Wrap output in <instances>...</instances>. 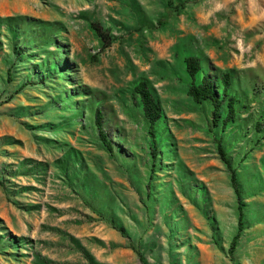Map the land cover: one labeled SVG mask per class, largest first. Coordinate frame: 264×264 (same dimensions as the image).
<instances>
[{"label":"rangeland","instance_id":"rangeland-1","mask_svg":"<svg viewBox=\"0 0 264 264\" xmlns=\"http://www.w3.org/2000/svg\"><path fill=\"white\" fill-rule=\"evenodd\" d=\"M187 56L232 72L226 129L188 96ZM263 134L264 0H0V264H264Z\"/></svg>","mask_w":264,"mask_h":264},{"label":"trees","instance_id":"trees-1","mask_svg":"<svg viewBox=\"0 0 264 264\" xmlns=\"http://www.w3.org/2000/svg\"><path fill=\"white\" fill-rule=\"evenodd\" d=\"M186 2L177 3L174 10L182 9ZM171 2H167V7L171 6ZM96 36L101 39L106 48L110 44V39L107 35L101 33L97 27H93ZM185 74L189 79V86L187 94L197 104L207 103L210 106V120L213 128L221 130L226 129L230 124L234 123L238 113L239 97L232 93L231 85L233 83L232 72L218 73L216 75H209L200 63V60L195 56H187L183 60ZM7 79L10 80V73L7 74ZM134 93L136 94L140 107L147 122V134L150 137V156L152 160L157 158L158 143L156 137V128L161 119V109L157 98L153 93V89L148 81H138L134 86ZM224 104V111H221V105ZM104 113L100 109L94 111V125L98 133V137L108 153H114L113 145L108 138V135L103 127ZM258 127V125H257ZM260 132V127L257 128ZM264 138V134L262 136ZM216 147L221 160L225 164L230 174V184L238 202V225L237 232L230 241L228 254L231 255L236 246L240 233L243 230L241 222L242 208L240 205V191L237 186L235 172L229 163L226 151L221 146L220 141L216 142ZM153 164V162H152ZM154 168V165H151ZM153 171V170H151ZM148 187V186H147Z\"/></svg>","mask_w":264,"mask_h":264}]
</instances>
